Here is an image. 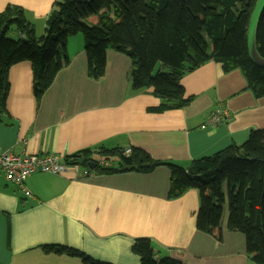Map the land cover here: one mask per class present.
I'll return each mask as SVG.
<instances>
[{"label": "crops", "instance_id": "0c3cea01", "mask_svg": "<svg viewBox=\"0 0 264 264\" xmlns=\"http://www.w3.org/2000/svg\"><path fill=\"white\" fill-rule=\"evenodd\" d=\"M57 1L0 0V13L8 5L22 7L41 37ZM84 46L81 35L69 39L70 64L41 102L34 96L31 63L10 69L7 113L0 115V153L56 155L65 161L101 147L139 148L153 160L188 168L231 145H243L252 132L264 129V98L254 96L240 70L226 73L214 61L203 64L182 79L192 103L158 114L150 112L161 104L153 89L132 90L130 58L109 50L105 75L96 80L88 74ZM221 107L230 117L213 128L209 119ZM99 156L95 152L94 159ZM94 173L87 179L36 173L26 180L31 196L0 173V264H85L47 253V246H67L107 264H141L132 247L142 238L151 241L158 259L255 264L245 236L228 230L225 208L218 241L197 229V190L168 199V167L150 174Z\"/></svg>", "mask_w": 264, "mask_h": 264}, {"label": "trees", "instance_id": "16d2710c", "mask_svg": "<svg viewBox=\"0 0 264 264\" xmlns=\"http://www.w3.org/2000/svg\"><path fill=\"white\" fill-rule=\"evenodd\" d=\"M257 0H58L38 37L25 11L8 5L0 13V115L7 113L10 69L29 62L34 77V96L41 102L56 77L70 64L67 47L71 37L82 35L88 74L98 80L105 75L107 53L114 50L132 62L133 91L153 89L160 106L152 113L188 107L183 77L203 64L214 61L226 73L240 70L248 88L264 98V68L248 57V27ZM10 34L16 37L13 39ZM256 45L264 58V12ZM98 148L84 150L65 161L84 167L94 161L95 152L115 162L94 170L116 175L136 172L150 174L158 167L170 169L168 199L175 200L197 190L200 209L197 229L221 241L224 208L228 207L230 232L245 236L246 251L255 264H264V129L252 132L241 146L231 145L211 157L184 168L172 162L153 160L145 151ZM89 168V167H88ZM224 185H227L225 190ZM47 253L81 259L85 264H107L67 246L44 247ZM132 252L141 264H183L157 258L151 241L137 239Z\"/></svg>", "mask_w": 264, "mask_h": 264}, {"label": "built area", "instance_id": "2783aa9c", "mask_svg": "<svg viewBox=\"0 0 264 264\" xmlns=\"http://www.w3.org/2000/svg\"><path fill=\"white\" fill-rule=\"evenodd\" d=\"M229 113L221 107L209 119L211 127H216L229 119ZM206 127H203L205 129ZM131 154V150H126V155ZM97 166L110 167L115 159L99 156L94 161ZM0 173L4 174L9 183L17 186L26 196H31L26 187V180L36 173H49L54 175H65L71 173L74 178L87 179L95 173L88 167L76 162L69 164L56 155H16L12 152L0 153Z\"/></svg>", "mask_w": 264, "mask_h": 264}, {"label": "water", "instance_id": "95a60500", "mask_svg": "<svg viewBox=\"0 0 264 264\" xmlns=\"http://www.w3.org/2000/svg\"><path fill=\"white\" fill-rule=\"evenodd\" d=\"M264 12V0H257L255 8L250 17L249 27H248V57L252 61L253 64L260 68H264V58H262L258 52L256 45V34L257 28ZM84 160L80 161V164L84 165ZM87 166L91 170H95L97 168V164L95 162H90Z\"/></svg>", "mask_w": 264, "mask_h": 264}, {"label": "rangeland", "instance_id": "374dc122", "mask_svg": "<svg viewBox=\"0 0 264 264\" xmlns=\"http://www.w3.org/2000/svg\"><path fill=\"white\" fill-rule=\"evenodd\" d=\"M82 36V35H81ZM9 37H11V38H15L16 36L14 35V34H10V36ZM226 190H227V185H226ZM225 211H227L228 212V207H227V205L225 206Z\"/></svg>", "mask_w": 264, "mask_h": 264}]
</instances>
